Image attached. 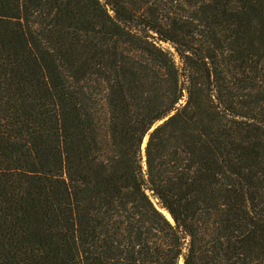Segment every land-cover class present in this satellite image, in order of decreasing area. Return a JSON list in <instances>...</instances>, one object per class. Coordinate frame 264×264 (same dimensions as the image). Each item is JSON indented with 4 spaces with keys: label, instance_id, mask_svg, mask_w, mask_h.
Wrapping results in <instances>:
<instances>
[{
    "label": "trees",
    "instance_id": "trees-1",
    "mask_svg": "<svg viewBox=\"0 0 264 264\" xmlns=\"http://www.w3.org/2000/svg\"><path fill=\"white\" fill-rule=\"evenodd\" d=\"M0 264H264V0H0Z\"/></svg>",
    "mask_w": 264,
    "mask_h": 264
},
{
    "label": "bare ground",
    "instance_id": "bare-ground-1",
    "mask_svg": "<svg viewBox=\"0 0 264 264\" xmlns=\"http://www.w3.org/2000/svg\"><path fill=\"white\" fill-rule=\"evenodd\" d=\"M165 214L169 217V215H168V213L167 212H165Z\"/></svg>",
    "mask_w": 264,
    "mask_h": 264
},
{
    "label": "water",
    "instance_id": "water-1",
    "mask_svg": "<svg viewBox=\"0 0 264 264\" xmlns=\"http://www.w3.org/2000/svg\"><path fill=\"white\" fill-rule=\"evenodd\" d=\"M168 213V212H167ZM169 217L171 218L170 214L168 213Z\"/></svg>",
    "mask_w": 264,
    "mask_h": 264
}]
</instances>
